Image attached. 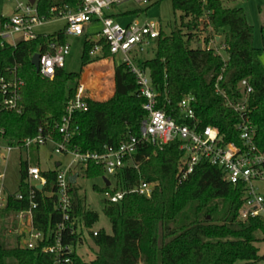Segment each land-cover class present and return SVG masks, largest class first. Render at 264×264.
<instances>
[{"label":"trees","instance_id":"1","mask_svg":"<svg viewBox=\"0 0 264 264\" xmlns=\"http://www.w3.org/2000/svg\"><path fill=\"white\" fill-rule=\"evenodd\" d=\"M171 2L174 12L180 13L179 26L170 35L162 29L155 42V57L140 61V66L150 72L158 91L159 108L178 122L187 124L180 119L178 106L186 96H193L196 117L201 125L217 128L226 144H240L238 126L241 117L229 107L228 100L233 103L241 101L243 95L239 84L249 80L254 92L249 98L248 116L256 130L255 144L264 152V66L261 62L264 28L261 31L263 46L256 48L253 29L243 8H227L223 0ZM81 6L80 0L37 2L39 15L49 20L61 12H78ZM150 7L107 16L121 20L139 16ZM204 33L208 34L203 40L204 47L194 48L192 44L200 43V35ZM92 35L96 36L90 34L84 40L80 71L68 73L62 68L57 70L53 79L41 76L32 65V59L44 52L51 42L68 43L66 27L52 35H40L37 40L22 41L16 48H0V73L7 67L19 65V75L24 81L22 112H8L0 105L2 141L23 148L25 140L36 138L42 129L56 143L62 142L56 125L62 123L69 104L75 100L85 67L111 59L105 42H96L90 37ZM216 36L221 38L219 44L225 46L226 59L214 49H208ZM97 44L102 45L103 50L92 57L91 52ZM117 58L114 59L112 82L114 95L106 101L88 97V110L75 112L73 126L78 130L67 145L69 150L103 153L105 147L118 148L128 137L140 135L146 117L145 99L139 97L136 76ZM99 68V65L89 67L84 83H89L90 75ZM216 86L227 99L217 93ZM93 88L98 93L104 90L98 81H94ZM181 159L179 141L163 148L144 145L133 158V165L138 167L128 165L120 171L115 189L108 186V182L103 188L94 186L95 191L105 195L119 190L130 191L143 181L156 183L150 199L129 193L117 204L104 201L103 212L112 232L100 230L97 236L91 234L98 248L91 262H85L77 252L83 244V234H68L64 244L74 248L71 264H264V254H260L258 247L262 241L260 236L264 238V220H237L245 200V188L229 184L220 169L209 165L198 166L187 180L180 182L177 172ZM59 167L42 172L47 185L35 196L38 207L33 211L34 227L45 234V240L34 250H22L18 246L20 238L15 234L17 216L30 209V189L26 183L29 165L22 163L21 182L16 194L21 193L24 199L19 201L16 194L10 195L6 207L0 210V264L9 261L15 264H55V257L42 249L54 243L53 233L61 221L55 194ZM79 170L82 179L105 177L102 165L89 163L81 165ZM69 182L72 217L81 220L87 228H94L100 220L99 215L88 209L86 197L72 172ZM1 184L0 180V187Z\"/></svg>","mask_w":264,"mask_h":264},{"label":"built area","instance_id":"2","mask_svg":"<svg viewBox=\"0 0 264 264\" xmlns=\"http://www.w3.org/2000/svg\"><path fill=\"white\" fill-rule=\"evenodd\" d=\"M82 3L78 12L58 13L52 19H46L39 15L37 2L31 5L28 0H6L13 5V13L10 16H0V48L12 46L14 48L22 41H33L41 35L38 29L54 19H62L66 22V36L74 38H86L93 23L101 25V29L94 38L96 42L103 41L108 46L111 59L120 57V62L126 64L136 76L139 89V97L145 99L144 111L146 117L141 124L140 135L130 136L124 140L118 148L105 147L103 153H81L71 151L67 145L73 138L78 128L73 126L75 112H86L87 91L80 85L76 98L67 108V115L56 130L62 136V142L56 143L50 134L44 130L39 131L36 138L25 140V147H45L53 145L54 153L64 157H71L72 162L67 166L58 168L56 210L61 214V221L53 233L52 245L44 246L43 252L53 255L55 264H71L74 248L64 244L68 234H83V246L87 243V234L97 236L99 231H92L84 223L72 217L73 203L70 194L69 174L73 166H87L89 163L102 165L105 171L103 183L108 186L116 182L117 174L126 166H134L133 158L140 147L154 145L160 148L175 141L180 142L182 159L180 161L177 179L183 182L194 173L200 165H209L223 172L224 180L233 186L242 185L245 188V200L239 211L237 220L246 222L250 219L262 218L264 220V152H261L255 144L256 130L250 122L248 112L249 98L254 90L249 80H243L239 84L243 99L238 103L228 100V105L240 114L238 130L240 132V144L224 143L217 128L212 126L203 127L196 117L193 96H186L179 104L180 119L185 123L178 122L169 116L164 109L159 108V94L153 85L151 74L140 66L139 55L149 52L159 39L163 29L160 22L147 21L141 23L138 20L127 24H121L119 20L107 16L115 7L129 2H134L139 9L148 8L159 0H80ZM20 36L19 42L16 37ZM208 49H213L211 46ZM103 46L97 44L91 52L92 57L98 56ZM215 50V49H214ZM225 50V46H221ZM218 54L219 51L215 50ZM40 55L39 70L41 76L53 79L57 70L65 67L67 58L71 54V46L61 44L58 41L47 45ZM19 65L7 67L0 73V105L8 112H22L21 92L24 81L19 75ZM216 91L225 99L227 97L216 86ZM11 149H8L10 151ZM3 156L1 160H5ZM43 170L39 166H29L26 183L29 186L30 209L21 212L17 216L18 227L15 234L20 238L19 248L22 250H34L45 240V234L37 231L34 227L33 211L37 209L35 202L37 191L43 192L47 185L46 178L42 175ZM4 177L0 174V180ZM43 186V190L39 189ZM117 186V183H116ZM116 188V187H115ZM114 188V189H115ZM156 189V183L141 182L130 191L119 190L115 194H105L106 200L117 204L127 194H138L151 198ZM13 195V194H12ZM10 195L5 194L0 187V210L4 209ZM16 199L21 201L24 195L16 194ZM50 238V236H49ZM92 238V237H91Z\"/></svg>","mask_w":264,"mask_h":264},{"label":"rangeland","instance_id":"3","mask_svg":"<svg viewBox=\"0 0 264 264\" xmlns=\"http://www.w3.org/2000/svg\"><path fill=\"white\" fill-rule=\"evenodd\" d=\"M224 6L227 8L241 7L245 10L247 21L252 26L253 34H254V46L256 48H262V28H264V0H223ZM139 7L134 2H129L127 4H123L118 8L114 9L112 13H121L126 11H133L138 9ZM13 5L6 2V0H0V14H5L10 16L12 14ZM134 20H138L141 23L144 22H160L162 24L163 30L166 35H170L171 32L180 24V13H175L173 9V5L171 0H162L159 4L150 7L147 12L139 15V16H129L128 18H124L123 20H119L121 24H127L133 22ZM66 26V22L62 19H54L45 26L38 29V33L41 35H52L59 31L64 30ZM101 26H94L90 29V34L94 31L100 30ZM208 36V34L204 33L200 35V43L194 42L192 46L196 47H204L203 40L204 37ZM96 37V36H90ZM17 41H21L22 38L20 36L16 37ZM84 38H74L68 37V44L71 46V54L67 58L65 63V71L68 73H77L81 69V60H82V52L84 47ZM221 41L220 36H216L215 40L211 41V46L213 49L219 51L220 55L223 56L224 59L227 58L225 54V50H221V45L219 42ZM208 46V47H209ZM155 57L154 47L149 50V52L145 54H141L137 59L140 61L151 60ZM117 61L120 62V57L117 58ZM261 62L264 66V55L261 57ZM89 66V65H88ZM99 72V69L96 70ZM103 74V73H102ZM104 75V74H103ZM99 78H105V76L98 75ZM100 82V81H98ZM81 84V82H80ZM110 85V84H109ZM108 87V84L106 85ZM88 91L87 96L94 99L99 100L101 97L98 96V91ZM104 92V90H103ZM103 98V97H102ZM110 99V98H109ZM105 101V100H104ZM8 149H11L8 151ZM5 155L6 159L1 160V155ZM64 156L57 155L54 153L53 145L48 144L45 147H41L39 149L37 146L30 147H19L16 143L14 145L8 144L0 139V173L4 175L2 179V187L7 192L6 193H16L19 190L20 182H21V165L26 162L30 166H41L43 169L56 168L57 160H62ZM65 159V158H64ZM50 160V161H49ZM80 166H73L72 174L76 175L75 181L80 186L82 194L86 197L87 207L89 210L97 213L100 217L99 222L94 226L92 231H100L105 230L107 233L111 234L112 229L109 220L104 215V201L106 200V196L98 191L94 190V186H99L103 188L104 183L103 179H94V180H86L82 179L79 174ZM78 177V178H77ZM113 185L112 189L116 187V182L112 180ZM262 193L264 195V184H262ZM6 221V220H5ZM4 222V221H3ZM2 220L0 219V224ZM12 236V235H11ZM87 243L83 246H79L77 248V252L85 262H91L95 259L96 253L98 252V248L94 245L92 238L89 234H87ZM262 241L258 244L260 248V254H264V238L260 236ZM10 242H13L11 237ZM7 264H15L13 261H9Z\"/></svg>","mask_w":264,"mask_h":264},{"label":"crops","instance_id":"4","mask_svg":"<svg viewBox=\"0 0 264 264\" xmlns=\"http://www.w3.org/2000/svg\"><path fill=\"white\" fill-rule=\"evenodd\" d=\"M240 1V0H239ZM139 9V8H138ZM136 10V9H135ZM12 13H13V10H12ZM0 15H3V16H8V15H5V14H0ZM123 20V19H121ZM101 26L100 24L98 23H93L90 27V29L94 26ZM101 29V28H100ZM99 32V29L98 31H94L92 34H97ZM90 35V30H89V33H88V36ZM93 65H99V72H97L96 70H94L92 72V74L90 75V79H89V83L85 82V77H86V74H87V69ZM97 73L98 75H102V76H105V78H99L97 76ZM104 75H103V74ZM114 74H115V62L113 59H105V60H101L99 62H96V63H93L87 67H85L84 69V73L82 75V79H81V84L80 85H83L84 86V89L88 92V91H95L93 90V86H94V81H100L103 85V89H104V92H102V94H98L99 97H101L99 99V101H106L108 100L109 98H111L113 95H114V87H113V80H114ZM93 82V83H92ZM108 84V87L106 86ZM110 84V85H109ZM103 97V98H102ZM54 148V147H53ZM41 149V148H39ZM3 156L5 155H1V157L3 158ZM65 158V159H64ZM62 160H57L58 161V165H62L63 167L64 166H67L69 163L72 162V158L67 156V157H64ZM50 161V160H49ZM29 165V164H28ZM30 166V165H29ZM41 168V166H39ZM43 171H47V170H54L56 168H49V169H43L41 168ZM2 174V173H1ZM76 176V175H74ZM78 178V177H77ZM76 180V179H75ZM1 183H2V180H1ZM76 184H77V181H76ZM78 185V184H77ZM2 186V184H1ZM3 189V187H2ZM5 194L7 195H12V194H16V193H6L7 191L5 189H3Z\"/></svg>","mask_w":264,"mask_h":264},{"label":"water","instance_id":"5","mask_svg":"<svg viewBox=\"0 0 264 264\" xmlns=\"http://www.w3.org/2000/svg\"><path fill=\"white\" fill-rule=\"evenodd\" d=\"M31 5H34L37 0H28ZM39 61H40V55L36 54L32 59V65L35 67V69L39 70ZM109 185V184H108ZM40 190H43V186H39Z\"/></svg>","mask_w":264,"mask_h":264}]
</instances>
